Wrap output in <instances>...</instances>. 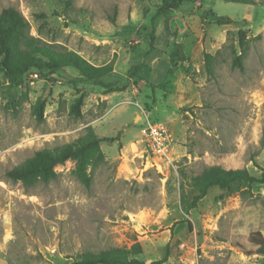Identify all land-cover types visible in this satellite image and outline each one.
<instances>
[{
	"label": "rangeland",
	"instance_id": "1",
	"mask_svg": "<svg viewBox=\"0 0 264 264\" xmlns=\"http://www.w3.org/2000/svg\"><path fill=\"white\" fill-rule=\"evenodd\" d=\"M166 1L0 0V11L13 6L26 19L25 40L110 65L104 81L126 84L105 93L62 78L49 84L30 71L11 83L0 71V264H70L85 252L136 242L135 257L146 263L264 264L246 254L250 232L264 237V182L210 187L188 213L180 202L207 167L261 175L264 0H180L160 18L149 50V20ZM205 11L231 22L215 24ZM240 29L247 38L241 67ZM205 54L213 56L211 72ZM147 120L167 129L163 155L142 141ZM86 134L115 139L99 144L89 186L71 158L47 181L7 176L38 150L60 151Z\"/></svg>",
	"mask_w": 264,
	"mask_h": 264
},
{
	"label": "trees",
	"instance_id": "2",
	"mask_svg": "<svg viewBox=\"0 0 264 264\" xmlns=\"http://www.w3.org/2000/svg\"><path fill=\"white\" fill-rule=\"evenodd\" d=\"M243 4H253L252 0H226ZM180 5V0L166 1L161 4L155 15L149 20L150 32L148 33L149 50H153L156 26L162 16L174 13ZM202 9V5H197ZM209 13L210 11H205ZM213 23L223 25L231 22L226 16L211 13ZM28 23L23 15L13 6L4 7L0 11V71L11 83L20 82L27 72H33L43 78L49 84L58 79H63L73 87L78 83L88 84L101 88L105 93L121 91L126 88L125 83L104 81V77L112 72L110 65L95 66L72 50L54 49L46 45H36L30 40H25V31ZM240 54L235 57V64L241 67V60L247 50L245 31L237 32ZM169 52V64L174 67L179 61L178 47L173 43ZM212 55L205 54V64L208 72H211L209 62ZM69 68L75 70L73 76ZM112 137L86 134L67 143L60 151L41 149L35 156L28 158L22 164L7 171V176L16 181L26 182L31 176H39L44 181L55 176L53 167L71 158L75 161L76 174L85 186H89L87 167L91 159L99 153V144L102 141H113ZM264 142V130L262 132ZM264 182V166L260 177L252 175L246 168H223L214 165L203 169L199 174L191 177L189 181V194L181 197V207L185 213L196 206L197 202L213 186H219L233 190L238 183H261ZM190 227V224L188 223ZM252 247L246 251L247 255H257L264 258V237L260 231H252L246 237ZM141 254L139 243H133L129 248L109 247L97 253L85 252L78 260L70 264H158L159 261L146 263L135 257Z\"/></svg>",
	"mask_w": 264,
	"mask_h": 264
},
{
	"label": "built area",
	"instance_id": "3",
	"mask_svg": "<svg viewBox=\"0 0 264 264\" xmlns=\"http://www.w3.org/2000/svg\"><path fill=\"white\" fill-rule=\"evenodd\" d=\"M142 141L153 155H163L168 149L169 134L161 122L147 120L142 130Z\"/></svg>",
	"mask_w": 264,
	"mask_h": 264
}]
</instances>
